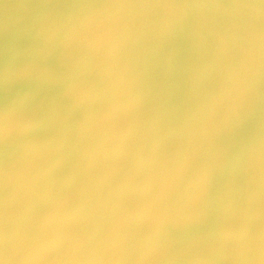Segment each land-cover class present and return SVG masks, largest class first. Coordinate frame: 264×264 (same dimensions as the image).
Wrapping results in <instances>:
<instances>
[{
    "label": "bare ground",
    "instance_id": "bare-ground-1",
    "mask_svg": "<svg viewBox=\"0 0 264 264\" xmlns=\"http://www.w3.org/2000/svg\"><path fill=\"white\" fill-rule=\"evenodd\" d=\"M2 1L3 0H1V2ZM12 1L14 2V0H12ZM12 1H11V3H13ZM20 1L22 4L23 0H19V2ZM25 1H24V6L26 5L25 6V10H26V7L28 5L25 4L26 3ZM131 1H133V0H131ZM131 1H129L130 3L128 1L127 2L131 5V3H132ZM127 2H124V3H127ZM174 2H175V0H161L160 5L159 4H154V5L155 6L156 5L161 6L160 9L162 10V12L165 13L166 11H169V7L174 8ZM3 3L5 4V1ZM9 3H8V1L6 2V4H9ZM18 3L16 1V3H13V6L14 7L17 6ZM106 3L108 4V5L106 4L108 6V12L110 11V13L114 12L113 14H116L114 11V9H116V8H114V3H116V1L115 0H106ZM33 4L34 5L36 4L35 1ZM94 4H95L94 0H64L63 3L60 4L61 5L60 7H61V9H66V10L64 12L62 11L63 13L60 12L59 16L64 17V18L66 17L67 18V24H61V23H57L55 25L53 24L52 25L53 31H51L49 33V35L58 36L57 38H60L59 35L64 34V37H65L63 39L64 44H61V45L55 47V45H57V44H55L53 42V44H54V48H53L52 47V45H53L52 41H49L50 42V43H48L49 49H46V51H43L45 53H43L42 51H41V53L49 55L50 57H53V59L56 60L59 64L66 65V66L68 65L72 69V71L74 72L73 76L70 75L71 82H73L72 80H74V78H76L75 73L78 70L81 71V69L86 67V66H87L86 68H89L88 65H91L90 68L96 69L94 71L95 73H97L98 71H99V73H101L100 76L97 75L99 77V79L96 80L97 82L99 80L101 82L100 84H99V82L97 84L94 82V79L97 78L95 76L93 79H89L90 83H92V84L94 83L93 85L92 84L90 85L89 82H88V84L82 83L83 84L82 87H84L86 90H88L90 97H91V95L93 96V97H91V99L89 98V101H87L90 103H86V104H89V105H87L86 109L88 111H91L90 113L98 112V111L102 110V106L104 105L103 103L105 101L107 102L105 104L106 108L101 113H99V116H98L99 119L97 118L96 121L101 123V118L105 114H108L112 120L109 119L106 122L101 123L102 126L103 125H112V129L109 128V130L107 132H111V131L113 132L114 126L116 124L119 125V128L117 129V135H116V137L114 136L115 138H113L114 143L116 144L117 148H113V147H111V148H113V151H116V153H119L117 151L122 150L127 155L133 157L135 161H137L136 164H132V165L130 164V166L133 167L132 169H129V170H131V172H132V170H134V172H135V170H137V171L138 170L139 171L140 170H147V172L154 171V173H152L151 177H156L158 175L160 176L161 174H163L165 172V170H167V169H165V168H167L166 166H168L170 168V166L168 164H175V163H178V165L186 167L187 169L189 168L190 169L189 171H191L190 173H188L183 178H177L174 176L169 177L168 176L169 178L172 179L171 181L168 182L169 185L170 184L171 185L177 184L181 188V191L179 189L177 190V188H176L177 192L180 191L178 194L169 191V190H172V189H170L171 186L168 188V191H167V189L164 190L165 188L163 189L159 185V188H161L162 191L163 190L165 191V192H162V195L166 194V196L167 195H170L173 197L177 196L174 199L168 200L167 199L168 197H166V199L164 200L163 196L160 194L161 193L160 190L158 191L156 189L157 192H159V194L157 192L156 193L154 192L156 190H154V189H153L154 191L152 190V192H154L156 196L158 194L160 197L162 196V198H163V201L162 200L160 201L161 198L157 196V198H160V199H158L157 206L153 207V208H155V210L152 209V211H151V212L154 211V215L153 214L150 215L149 213H151V212H147L149 206L150 205L152 206L155 203L152 201V197L147 198L145 201L143 200L141 202L139 200V202H140V204H142V206L139 205L140 208L137 207V209L135 206L133 207V204H135V203H133L132 207H131L130 202L127 200L129 203V204L128 203L127 204L133 209V210L131 209L132 213H133V214H131L132 216L136 217L138 220H141L145 217H146L145 219H147L146 215H150L149 217H151L152 219H149V217H148V219L151 220V221H148V222H151L149 224V226L146 225V227L143 229H141L142 226H140L141 228L139 227L138 231H135L137 229H135L136 227L134 226L135 230H132V231H135V232L133 234H130L132 231H128L130 229V227L132 226L131 224L129 226L127 224L123 225V222H118L117 226H118V228H120V230H121L122 226L125 230H127V231H123L124 233L126 232V237L123 236L121 238V240L124 239V240H122V242L125 241L128 243V242H133L136 239H140L143 236V237L147 238L146 239L147 241L145 243H143L142 245H140L137 249L132 250L134 253L136 252L135 253L136 255L133 254L134 257L132 254H130L128 256L127 253H125L126 254V256H125V255H123V252L122 253L120 252L119 254L114 253L115 255H118V256L114 255L112 257V255L110 254L112 258L111 257L108 258V260H110L109 262H108V260L106 262H104V261L100 262L98 260V262L103 263V264L104 263L105 264H107V263L116 264V262H118L117 264H130V263L132 264L131 261L136 260L137 264H143V263L144 264H147V263L151 264L153 262V260L151 262L148 261L151 258H149V256L146 254L147 251H150V252H147L148 254L149 253L151 254L150 257L151 256L156 257L158 255V257H156L157 260H155V262L152 264H170L172 261L169 259V261H171L169 263L168 260L166 259V257L169 258V256H170V258L172 259L171 255H173L172 253L174 252L173 250L175 247L173 245V243L174 244L177 243V245H179V243L181 244L182 240H186V238L187 239L189 238L190 239L189 241H191L192 243H190L187 240L185 242L183 241L184 243L188 242L187 243L188 246L186 247V244L183 243V245H185V246H184V250L182 249L183 250L182 254L183 255L185 254V257L188 258L189 260L188 259L186 260V258H185V260H183L182 254L178 252V254H179V255L177 254L178 258L176 257L177 259L175 261L179 264H180L179 261H181V262L185 261L184 264H189L186 261H189L190 264H240V263L242 264V260H241L242 258H243L244 262H245V260H247V262H249V260H250V264H252V263L258 264V260H259V264H260L261 258L264 257V255H263L264 254V252H263V250H264V186L259 184L258 181H257L258 183H256V181L254 182L251 179L252 177L250 176V178H248V176L254 175V173L257 174V172L260 170H262L264 172V103L260 104L258 102L256 105H254L255 100H257V99L258 100L259 99L264 100V63H262V64L261 63H255V62L251 63L250 66H248L249 67L248 73H245L243 68H241L243 70H240L239 67H237V69H239L237 71L236 66H238V64L240 66L241 62H244L248 58V56H245V54H244V51H243L244 49H248V50H250V52H252L253 50L259 49V48H263V50H264V0H181L180 9L178 10V12L176 14L175 22H172V23H176V28H177L176 30L181 34V36H185V38H186V40H185L186 44L184 43L185 45L183 44L184 46L181 47V51L183 54L182 53H176L175 56H173V54H171L172 51L170 52V50H167L166 52L164 51L163 53L160 51L161 54L159 52H157L160 55L157 59L158 62H156L154 64L153 63L148 64L147 62L150 58L148 59L145 56L148 59V60H146L142 56V54L139 52L140 51L139 47L141 46L140 45L141 42L139 43V40H138V42L135 41L136 44L138 43V45H135V46H131V44L128 43V44H130V46H129L127 44V42L124 44V40H125V38H124L125 32L124 31L125 30L124 31L122 30L123 32L120 34H115L114 33L115 29H114V31H110V30L104 31L103 29H101V27H99L97 24L98 21H96L97 20L96 17L95 16L93 17L94 13L92 14V11H91L92 10L91 8H93ZM118 4H120V3H118ZM248 4H254L255 8L246 7V5H248ZM22 5H21V8H22L21 11L24 12L25 10H24V7ZM37 5L39 6V4H37ZM6 6H4L5 10H6ZM7 7L13 8L12 4L10 6H7ZM17 7H15V8H17ZM30 7H31V5H30ZM43 7H45V6H43ZM50 7L51 6H49V9H50ZM133 7H134V5H133ZM18 8H17V10H20V8L19 9ZM33 9H35V8H33ZM126 9L125 10L123 9V10L126 11ZM2 10H3V7H2ZM12 10H13V14L11 11L9 12V10L8 11L6 10L5 13L8 12L10 16H11V14L14 15L15 9H12ZM128 10H129V8H128ZM150 10H152V9H150ZM150 10H149V12H150ZM131 11H133V10H131ZM3 12H2V15L4 14ZM50 12H51L50 13L51 15L50 14L49 15L52 16L53 12L52 11H50ZM126 12H128V11H126ZM133 12H135V10ZM20 13L21 12H19V14ZM26 13H28V12L26 11ZM26 13H23V15L24 14L27 15ZM45 13H46V10H45ZM168 13H170V12H168ZM17 14H18V12L16 11V16H17ZM19 14H18V16H19ZM47 14H46V16H44L45 18L48 17ZM155 14H157V13H155ZM2 15H0V16H2ZM111 15L112 14H110V16ZM152 15H151V17H152ZM18 16L14 18L13 22H11V20L13 19V16L10 17V19L11 18L12 19L10 20L9 23L7 21L6 22L10 25V23L11 24L14 23L16 18L20 19L19 17H21V15L19 17ZM57 16H58V14H57ZM164 16H166V14ZM22 17H21V19H23L25 16L23 18ZM105 17H106V15H105ZM3 19L5 21L6 16H3L2 21H3ZM36 19H37V16H36ZM0 20H1V17H0ZM7 20H9L8 16H7ZM25 20H26V17H25ZM50 20H52V19H50ZM61 20H62V18H61ZM155 20H156V18H155ZM155 20L153 22H155ZM7 23H6V26L8 25ZM132 23H133V18H132ZM0 24L2 26L1 21H0ZM34 24H32V25H34ZM21 25H20V28H21ZM115 25H116V23H115ZM122 25H123V23H122ZM128 25H130V24H128ZM7 27H5V28L8 29L10 26L8 28ZM15 27H17V26H15ZM34 27H37V26H34ZM172 27H173V25H172ZM2 28H3V26L0 27V29H2ZM5 28H3V29H5ZM6 29H5V31H6ZM118 29H120V27ZM144 30H145V28H144ZM1 31L2 30H0V32ZM5 31H4V33H5ZM99 32H107L108 35L106 36L105 39L100 40V39H98V36H97V33H99ZM1 34H3V32L0 33V36H2ZM5 34H4V36H5ZM81 35H86L87 40H81L80 39ZM4 36H2V37H4ZM130 37H132V36H130ZM151 40H149V41H151ZM4 41H6V38H4L3 42ZM13 42L18 43V41H13ZM13 42H10V45H11V43L13 44ZM8 43L9 42L7 41L6 44L8 45ZM30 44L31 43H28L29 46H30ZM149 44H152V46H153V43H149ZM33 45L34 44H31V46H33ZM156 45H157V43H156ZM2 46H4V44ZM2 46H1V48H2ZM29 46H26V47H29ZM31 46L29 47V49L31 48ZM35 46L36 45H34V48H35ZM11 47H12V45H11ZM179 47H180V44H179ZM37 48L40 49V47H37ZM168 48H169V45H168ZM24 49H25V47H24ZM32 49H33V47H32ZM41 49H42V47H41ZM150 49H152V48H150ZM1 50H3V48ZM24 51L27 53L31 52L28 49H27V51L26 50H24ZM20 52L22 53V51H20ZM35 52H33V55ZM37 52H39V51H37ZM155 52H156V50H155ZM172 53H174V52H172ZM36 54L37 53H35V55ZM150 54H152V53H150ZM31 55H32V53L29 56L31 57ZM39 55H40V53H39ZM2 56H4V54H2ZM26 56H27V54H26ZM249 58L251 60H256L253 57H249ZM6 59L2 58V60L4 62ZM58 59H59V61H58ZM4 62L1 65H3ZM7 62L9 64H7ZM10 62L11 61H6L5 62L6 65L5 64L4 65L5 66L8 65V67H10L9 66V65H11ZM20 62H22V61H20ZM50 62L51 61H49V64H50ZM53 62L54 61H52V65L57 64V63H55V62L53 63ZM45 63H47V61ZM21 64H23V63H20V65ZM59 64H57V66ZM191 64H193V67L194 66L197 67V69L196 70L191 69L190 68ZM244 64H245V62H244ZM27 65L29 66V64H27ZM25 67H26V65H25ZM221 67H225L224 71L222 73L221 72L220 73L214 72V71H216V68H218V70L220 69V71H221L222 70ZM240 67H242V66H240ZM62 68H63V66H60L59 71H61ZM17 69H19V68L17 67ZM20 69H22V68L20 67ZM67 69H68V67H67ZM188 70H191L193 72L192 73L190 72L191 74H188L187 73V72H189ZM80 71H79V73H80ZM207 71H211V72L213 71L214 74H213V72L212 73H210V72L205 73ZM14 72H15V70H14ZM88 72H89V70H88ZM88 72H87V74H88ZM90 72H91V69H90ZM57 73L55 74V76L57 75ZM51 74H52V72H51ZM53 74H54V72H53ZM82 74H85V73H82ZM82 74L80 73L79 77ZM106 74L107 75L109 74V78H110L109 80L106 78V76H105ZM234 74L244 80L245 96L243 98L244 99L243 103H241L242 104L241 111H238L236 108V110L234 112H230L229 107L233 104V101L232 100H230V101L223 100L222 99L223 96H222V93L220 92V89H222V90L224 89L223 92H226L228 90L227 88H229V89L231 88L230 86L236 88L237 83L232 79V75H234ZM9 75L11 76V74H9ZM101 76H103V77L101 78ZM113 76H115V77H113ZM41 77H43V76H40L39 78L41 79ZM48 77L50 78V74ZM82 77H83V75H82ZM49 78H47V75L45 76V78L44 77L42 78L43 80H41V81H42L43 87L41 86V88H44V86L46 87V84L48 82L46 83L44 80L47 79L46 81H49ZM77 78H78V76H77ZM90 78H91V76H90ZM18 79L21 80L22 77L18 78ZM50 79H52V78H50ZM84 80H82V81L84 82ZM92 80H93V82H91ZM104 80L107 81L106 84L103 83V82H105ZM23 81L27 82L26 80H23ZM67 81H68V78H67ZM67 81H65V82H67ZM206 81H209V82H206ZM19 82H21V81H19ZM194 84H195V86L196 85L197 86L194 88L196 90V93L193 95L200 96V97H196V99H194V100L188 101V100H190V97L188 100H185L182 95L180 97H177V98L170 97V95H169V94H171V96H172L173 93H171V91H173V88L179 89V90H184L185 88L193 86ZM95 85H97V86H95ZM62 86H63V84H62ZM199 87H209L208 89H214V91H216V92L215 93L214 92L210 93V91H209V93L206 91L202 92V91L198 90ZM37 88H39V87L37 86L35 88V90ZM2 89H4V86ZM232 89H231V92H232ZM186 90H188V89H186ZM189 90H190V88H189ZM202 90H204V88H202ZM41 93H42V91L40 92V94ZM188 93H191V92L188 91ZM226 93H228V92H226ZM226 93H224V94H226ZM48 95L53 96L54 94L52 92L48 91L47 96H46L47 100H46V97L44 98L46 101H48ZM231 95H232V93H231ZM231 95L230 96L228 95V96L231 97ZM1 96H3V95L1 94ZM215 96H217L221 99V101H220L217 98V100H219V102H222L223 110L221 109V111L217 114L218 116L216 115L213 118H210L211 121L210 120L209 121L210 122H213V121L217 122L218 121L219 124L218 123L217 124H213V123L204 124L202 122L203 120L201 121L200 119H202L204 117V115L205 116H207V114L211 115L212 113L215 112L214 109H216V107H220V105L214 107L215 102L212 101L211 98L215 99L216 98ZM2 100H4V99H2V97H0V104H1V106H3L2 108H5L4 104H3L5 100L3 102H2ZM38 100L39 99H37L36 101H38ZM16 101L17 100H15V102ZM44 101H43V103H44ZM11 103H13V101ZM37 103L40 106L43 104L42 101H41L42 104L39 103V101ZM46 103H44V104H46ZM6 104H8V103H6ZM206 105L207 106L209 105V107L204 108V106H206ZM45 106L47 108L46 112H44V114L46 113V116H44V118H41V120L45 119V117H47V116H51L52 112L54 111V110L52 111L51 108H48V105H45ZM93 106H96V107L94 108ZM40 108H39V110H40ZM42 109H43V107H42ZM2 110L3 109H0V112ZM8 111L9 112L13 111V109L9 105H7V107L4 109V111H2V113H5V112L7 113ZM40 113H43V112H39L37 115H39ZM68 113L71 114V112H68ZM33 114L36 115V112L32 113L31 115H33ZM69 114H67L66 117H69ZM114 114L118 116V119L117 118L114 119L112 117ZM61 115L62 114H60V117H61ZM27 116L29 117L28 114H27ZM72 116H73V114H72ZM72 116H70V118H67V121L65 120L66 123L64 122V118H63V123H65L64 126H66L65 128H67L68 124L75 122V121H73L74 117H72ZM26 117H25V119L28 118V117L27 118ZM33 117L35 119L37 118L34 115H33ZM33 117H31V118H33ZM38 118L40 119V116H38ZM47 118L52 119V117L51 118L47 117ZM18 119H19V116H18ZM185 119H188L189 123H186ZM13 120H16V118H14ZM77 120H76V122H77ZM94 120H95V117L93 116V114H91L89 117L85 116L83 119L79 120L78 123L80 124V122L82 121L81 124H83L82 125L83 127L78 128V131H76L74 133V135L72 134L73 136H71V138L75 141H77L79 138H81L80 140H81L82 145L86 146L85 138L89 137V135L91 133H93L94 136L100 137L101 133H103V132H100V130L98 129V125L92 126V128H91L92 121H94ZM26 121H30L33 123L32 119H27V120H25V122ZM37 121H38V119H37ZM59 121H60V123H62L61 120H59ZM183 121L186 124H184ZM181 122H183L184 125L183 124L181 125ZM63 123H62V125H63ZM42 124L44 126V124H46V122L43 121ZM48 124H46V125H48ZM57 124L59 126L61 125L59 123H57ZM79 124H77V127L79 126ZM81 124H80V126H81ZM55 125H56V123H55ZM39 127H38V130L41 128V127L40 128ZM50 127H51V125L48 127V129ZM62 128H63V126H62ZM45 129H47V128H45ZM51 129H50V131H51ZM56 129H57V127H56ZM39 131H38V135H37L38 137L37 138H39V136H40ZM66 131H67V129L65 131L62 130V132H65L67 134ZM51 132H55V131L52 130ZM58 134L53 136L52 140L56 141L58 139V141H59V139H63L62 137L65 134L63 135L61 133L62 137L60 138V136H58V138H57L56 136ZM68 134L70 136L69 132H68ZM31 135H33V134H31ZM52 135H53V133H52ZM44 136H45V134H44ZM44 136H42V138ZM51 136H49V137H51ZM65 136H68V135H65ZM65 136H64V138L66 139L67 137H65ZM22 139H24V137ZM26 140H23V141H26ZM37 140H35V141H37ZM67 140L68 139H66L65 141H67ZM9 141L11 142V140H9ZM15 141H17V140H15ZM44 141H46V139ZM62 141L64 143V140H62ZM62 141H60V142L62 143ZM92 141H94V140H92ZM25 143L27 145V142H25ZM52 143L57 144V142L56 143L52 142ZM61 143H60V145H62ZM77 143H80V142H77ZM129 143H131V145H129ZM13 144L15 145V143H13ZM70 144H72V143H68V146ZM16 145L18 146V143ZM49 145H51V143ZM65 145H66V143H65ZM124 146H129L128 147L129 150L128 149L125 150ZM56 147L57 146H54L53 150ZM69 147H71V146H69ZM72 148H73L72 151L74 152V150H76L77 146L75 147V149H74V146ZM80 148L78 146L77 149H80ZM83 148H86V147H83ZM91 149H92V145H91ZM165 149L168 151L169 150L172 151V153H174V154H172L171 152H169V153L164 152ZM43 150H44V148H43ZM19 151H17V152H19ZM28 151H29V149H28ZM6 152L9 153L8 148H7ZM39 152H40V150H39ZM69 152H70L69 154L72 155L71 148H70ZM41 153H42V151H41ZM47 153H50V152H47ZM55 153H56V151H55ZM55 153L52 152L50 154H55ZM66 153H68V152L66 151ZM74 154L72 155L73 157H75ZM76 154H77V156H80V158H79V160H80L82 158V156L78 155V153H76ZM25 155H27V154H23V155H21V157L23 156V158H24ZM44 155H46V154L44 153ZM11 156H10V158H11ZM18 156H20V155H18ZM18 156H16V157L18 158ZM48 156L50 157V155H48ZM59 156L61 157L62 155H59ZM59 156L57 155L56 157H59ZM64 156H65V154H64ZM28 157L30 158L29 155H28ZM51 157L53 158L52 161H54V159H56L53 156H51ZM51 157H50V159H51ZM83 157H85V156H83ZM17 158L14 159L12 157L13 160H17ZM26 158H27V156H26ZM29 158H27V159H29ZM12 159L10 161H12ZM58 159H60V158H58ZM61 159L63 160V158H61ZM65 159L68 160V159H70V157H68V158L66 157ZM24 160L25 159H23L22 163H24ZM38 160H39V158H38ZM62 160H61L62 165H59V167L63 166ZM70 160L73 161V159H70ZM83 160H84V158H83ZM83 160H80V161H82V164H86V163H83ZM96 160L98 161V159H96ZM30 161H32V160L30 159ZM44 161H46V159H44ZM56 161H54V162H56ZM80 161H77L75 159L74 163L78 164ZM86 161H87V159H86ZM89 161H90V159H89ZM91 161H90V163H92ZM93 161H95V160H93ZM4 162H5V160H4ZM28 162L29 161H27L25 163H28ZM149 162H151V163H149ZM12 163H10V164H12ZM19 163H17V164L19 165ZM65 163L67 165L68 161L67 162L65 161ZM74 163L72 165H74ZM87 163H88V161H87ZM92 164L94 165V163H92ZM92 164H91V166H92ZM148 164H153V165H151L150 168H148ZM5 165L6 164L3 163L4 167H5ZM50 165H51V163H50ZM53 165L51 167H53ZM69 165H71V162H69ZM79 165H80V163H79ZM81 165H80V168H81ZM95 165H97L96 162H95ZM95 165L92 168L93 170H90L91 166H90V168H88L86 170L84 169L85 167L84 168L82 167L81 170H79L78 168H76L77 165L76 166H69V167H74L73 169L72 168L68 169L65 167L68 170L66 172H64L66 170L65 169L62 171L63 173L60 174L61 181H59V179H58V176H59L58 172H57L58 176L53 175V176H55L54 178L58 179V181L60 183L55 182V181H53V182H55L56 184L59 183V184H57L59 186V185H61V182H64L63 181L64 179L62 180V178L68 177L71 174L72 176L73 175L76 176L75 181L78 182V184L76 186H79V188H81V189H82V187H85V186H88V187H91V186L92 187L93 186H99L100 187L101 185L105 186V185H103V182H101L98 178H101L102 180H105V182L110 183V178L108 177L109 175L104 171L94 170V169H96ZM20 166H18V167L21 169L22 166L21 167ZM30 166L32 167V165H30ZM43 166H44V164H43ZM64 166H65V164H64ZM83 166H85V165H83ZM13 167H15V166H13ZM56 167L58 168V166H56ZM42 168H44V167H42ZM180 168H182V167H180ZM176 169L178 170V168H176ZM185 169H184V171H185ZM233 169H237L240 172L237 174H233L231 172ZM16 170H18V169H16ZM129 170H128V172H129ZM56 171H58V170H55V172ZM81 171H84V172L81 173ZM169 171H171V170H169ZM21 172H23V171H21ZM95 172L98 173L97 177L94 176ZM35 173L37 174V172H35ZM39 173L41 175H45L44 178L46 177L47 174H51V172L50 173L48 172L45 174L44 170H41ZM53 173H54V171L52 170V174ZM79 173L81 176L78 175ZM139 173H141L144 176H139L138 175ZM144 173L145 172H143V173L138 172L135 174L136 176L138 175L136 179H133V180L128 179V180H130V183H136V184L142 185L144 187H146V185L147 186L150 185V186H148V188H150L151 186H154L158 183V181H159L158 178H156V180H151L150 179L151 177H148L150 173H148L147 176L145 175L146 173L145 174ZM177 173H178V171H177ZM54 174H56V173H54ZM7 175L9 176V174H7ZM262 175H263V173H262ZM53 176H51V177H53ZM60 176H59V178H60ZM77 176H78V179H77ZM21 177L23 178V175ZM160 177H162V176H160ZM160 177H159V179H161ZM163 177L165 178V175ZM22 178L21 179L19 178V181L23 180L22 183L21 182L16 183V185L19 184V186L17 185L18 186L17 188H16V186L14 187L15 184L12 186V184L8 183L9 181L12 180L10 177H9V179H10L9 181H8V179H5V181L6 180L8 181L6 184L10 185L7 187H9V189H10V187H11V189L13 187H14V189L20 188L21 186H23L21 184L26 182V181L24 182V180H27L26 178L25 179H22ZM48 178L50 179V175L48 176ZM54 178H52V179L54 180ZM72 178L73 177H71V179ZM37 179H39L38 176L36 177L35 180H37ZM73 179H72V181H73ZM44 180H45V182H47L46 179H44ZM66 180H67V178L65 179V182H64L65 187L68 186V185L67 186L65 185V183L66 184L68 183V181H66ZM37 181L43 182L41 179L37 180ZM160 181H162V180H160ZM164 181H165V179H163V182ZM167 181H168V178H167ZM15 182H16L15 180L11 181V183H15ZM40 182H39V186L35 184L37 186L35 188L42 186V185L40 186ZM48 183H50V182H48ZM165 183H167V182L165 181ZM30 185L29 186L26 185V186L29 187L28 189L32 190L31 187L33 185L32 186H30ZM50 185H52V184L50 183ZM53 185H54V183H53ZM133 185H135V184H133ZM166 185L167 184H165V186ZM4 186L6 187V185L3 184L2 192H4ZM47 186H49V185H46V183H45V187H47ZM62 186H63V184H62ZM62 186H61V189H62ZM69 186H70V184H69ZM106 186H109V185H106ZM226 186H229V190L227 189ZM7 187H6V190L8 189ZM52 188L49 187V189H48V187H47L48 191L50 190V192H53L51 194L56 195V193H54V191L56 189L54 190V188L53 189ZM56 188L60 189L58 187H56ZM69 188H71V187H69ZM75 188H77V187H75ZM174 188H175V186H174ZM11 189L9 190L10 192H15V190L12 191ZM25 189L26 188L23 189L22 187L20 189H18L16 192L19 194L18 196L24 194V192L26 193ZM41 189L42 188H40V191H39V189L38 190L36 189V192L38 191L39 192L38 194H40ZM45 189L46 188L42 189L43 190L42 194H44V196H42V198L43 199L45 198V200H43V202L45 201L44 203H46V200H47L46 204H48V201L50 203L51 196H53V198H55V200L59 199V201H61L64 198L61 196V200H60L59 196L61 195V193L66 198V197H68V194L72 191L71 190L68 193L69 190L68 191L66 190L67 192L64 193V192H62L63 191V189H62V190H60L61 191L60 195L58 193H57L58 196L56 195L58 198H56V196L51 195V194H50L51 195L50 196L49 192H48L47 196L49 195L48 198L50 197L49 198L50 200H48V199H46L47 198L46 197L47 190H45ZM81 189H80V191H81ZM102 189H103V187H102ZM6 190H5V192L8 191V190L7 191ZM30 190H28V191H30ZM174 190H172V191H174ZM18 191L19 192L23 191V193L21 194ZM57 191H59V190H57ZM98 191L100 192V190H98ZM36 192H35V195H37ZM16 193H15V195L17 196ZM77 193H80V192H77ZM201 193H202V195H200ZM74 194L75 193H73V195ZM81 194H82V198H83L84 197L83 191H82V193H80V195ZM91 194H92V192H91ZM9 195H11V194H9ZM24 195L26 198L30 197V193L28 194L29 195L28 197L26 194H24ZM112 195H113V190H112ZM121 195H123V194H120V196ZM198 195H200V200L199 201L196 200L197 202L191 203L192 198L194 199V197L196 198V196H198ZM38 196H35V198L33 196V198L36 199V201H38V202L40 201L39 202L40 206H43L40 208L43 209V211L41 209H39V207L35 206L36 204H38V202H36V204H34L35 200L32 202L33 207L30 206L31 207V209H30V208H28L29 206L28 207L20 206V204H23V205L25 204V203H20L23 199H21V201L19 202L17 199H14V197H13V199L10 198V200H12L14 203H15L14 200H16V204L18 205V207H22V208H20V212L18 211L19 208L17 207L16 204H15L16 207L14 205V209L10 208L11 205H7V203L10 201L9 198H7V197L6 198L9 201L7 202L5 200L6 206L7 207L10 206L9 208L13 209V211H15L16 208H18L16 211L21 213V214L17 213L18 216L15 215L18 219H21L22 217L21 218H19V217L23 216L25 214H27V217H23V218H25V220H26V218L28 219L30 217V215L31 216L34 215V216H32L33 218H36L38 216H39V218H41V216L38 214L41 211L43 213H45L44 212L45 207H44V204L41 203V199H42L41 194L39 196L40 198ZM78 196H79V194H78ZM92 196H91V198L95 197V196H93V197ZM120 196H118V197H120ZM170 196H169V198H171ZM25 197H24V200H25ZM36 197H38V198H36ZM116 197H117V195H116ZM116 197H114V198H116ZM123 197L126 198L127 196L124 195ZM143 197L145 198V196H143ZM18 198H20V197H18ZM21 198H23V195L21 196ZM80 198H81V196H80ZM88 198L89 197L86 194L85 198H83V202L81 203L79 201L81 203V204L79 203L81 208L87 207V204L85 202L89 203L90 198L87 201ZM105 198H106V196H105ZM120 198L122 199V197H120ZM125 198H123V199H125ZM153 198H154V196H153ZM202 198H203V200H202ZM37 199H39V200H37ZM68 199H70V198L68 197L66 199L67 202L69 201ZM110 199H112V198H110ZM110 199H109V201H111ZM28 200H30V199H28ZM28 200L26 199L27 203H28ZM115 200H117V199H113L112 203H113V201L115 203ZM129 200H131V198H129ZM1 201H3V200H0V202ZM51 201L53 202V199ZM59 201H55L54 205H52V206H51V204L50 205L48 204V206L47 205H45V206H47L46 208H48V207L50 208V206H51V209L56 211L57 207L55 208V206L58 205L56 203ZM10 202H9V204H10ZM13 202H11V203H13ZM63 202H65V200L61 201L62 205L65 207ZM90 202H92V201L90 200ZM137 202H138V200L136 201V203ZM18 203H20V204H18ZM61 203L59 202L60 206H62ZM103 203L105 205V202H103ZM112 203L110 202V204H112ZM125 203H126V201H125ZM90 204L92 205L93 203H90ZM116 204H118V203L116 202ZM116 204H115V206L112 204V206L110 205L111 206L110 208H108V207L107 208L110 211H113L112 207L115 208ZM4 205H3V207H4ZM28 205H31V204L28 203ZM104 205H102L103 209H104ZM95 206H97V205H95ZM98 206H100V205H98ZM123 206H126V204H124V202H123ZM151 206H150V208H152ZM34 207H36L38 210L37 215H35L36 212H35ZM72 207L77 208L76 206H72ZM126 207H128V206H126ZM32 208L34 211L32 210ZM58 208L57 209L60 210L61 207H59V205H58ZM150 208H149V210H150ZM10 209H7V210L11 211ZM28 209L31 210V214L29 212V215L27 212V211H29ZM61 209L62 210H60L58 214H56L57 212L55 213L54 211L50 212V213H52V215L50 214L51 216H49V217H50V220L52 219L51 221L53 223L51 226H49V225L44 226L42 224V221L36 222V223H40V225L37 224V227L38 226L41 227V229L39 228L40 230H38L39 232H37L40 234H37L36 230H35V235L36 234L38 235V236L36 235L37 237L41 236V234L44 233V232H42V226H43V228H45L44 231L46 230V227L49 226L48 228H50V229L46 230V231L53 232L52 236L47 237L46 242H45L47 245L52 244L50 249H53V247H52V246H54L53 244H56V243L60 244L59 243L60 240H61V244H63L62 236L63 235L67 236L68 233L70 231H72L73 225L70 227L68 224L70 223L74 214H73V212L71 214V209H69V210H66L65 208L64 209L61 208ZM93 209H91L90 212L85 213L84 216L82 215L83 216L82 218H84V219L88 218V219H90L91 222L92 221L94 222L97 216L98 217L101 216V214H99V213L102 212L103 210L102 211L99 210L100 208H98V207H96L97 210L94 207H93ZM108 209H106L104 211V213L107 211V214H108ZM122 209H123V211L128 212L127 209L124 210L125 207H123ZM134 209H136V210H134ZM39 210H41V211H39ZM45 211H47V209ZM48 211H51V210L48 209ZM74 211H75V209H74ZM98 211H100V212L98 213ZM145 211L148 214L147 213L145 214ZM5 212H7V211L5 210ZM5 212L3 211V213H5ZM9 213L11 215L12 214L14 215L16 212L15 213L8 212L7 213L8 215L5 216V214H6L5 213L4 216L5 217L10 216ZM53 213H55V214L53 215ZM48 214H49V212H48ZM48 214H46V215L42 214V217L45 216V218L43 219V223L44 222L46 223V220L49 219V217L46 219ZM71 215H73V216H71ZM128 215H129V213H128ZM144 215H145V217H144ZM77 216H78V214H77ZM141 216H142V218H140ZM5 217H4V219H5ZM70 217H72V218H70ZM13 218L11 217V219H13ZM11 219H9V220L5 219L6 220L5 221L6 223L4 222L5 225L9 224L10 223L9 221H11ZM17 220H16V222H18ZM21 220L23 222L24 219H21ZM3 221L0 223L4 225ZM7 221L9 223H7ZM27 221H29V220H27ZM90 221H85V223L83 222V225L85 224V226H86V223H88ZM16 222H15V225L16 224L17 225L13 226V227L16 228V231L21 232L22 229H21L20 224L22 222L21 223L20 222L16 223ZM25 222L26 221H24L23 223H25ZM47 222H49V221H47ZM141 222L142 221H140V224H142ZM13 223H14V221H13ZM13 223L11 222V225H14ZM134 223H137V225H138L139 221H136ZM18 224L20 225V227H18L19 226ZM28 224L29 223H27L26 225L22 224V226L23 225H25V226L23 228V231L21 232V234H22L21 236L25 235L24 230ZM33 224H34L33 222H32V224H29L30 228L33 226ZM46 224H48V223H46ZM71 224H73V223H71ZM124 224H125V221H124ZM3 225H0L1 228ZM34 226H35V224H34ZM11 227L9 224V227L7 226V228L4 229V231H7V233L10 235V237H12L11 241H13V243L15 244L13 237H14V235L16 236V234L18 232L15 233V230H12L13 227L12 228ZM17 227L21 230L19 231V229H17ZM37 227H36V229H38ZM97 227H100V226H97ZM34 229H35V227H34ZM26 230H30L29 227ZM142 230L145 232L142 233ZM4 231H2V232H4ZM179 231H184V233L179 232ZM97 232L98 231H96V233ZM118 232H119L118 229H115L112 226L109 227L108 237H107V241H106V242H108L107 244H109L110 239L113 240V238H115V236H117L120 233V232L119 233ZM30 233L31 232L28 233L29 235L26 234V236H24V237L20 236V238H19L20 234H17L18 237L16 236V239L19 238V240H23V242L26 239V242H27L28 239H29V241L31 240L30 239V237H31L32 240H34L33 238L34 237L36 238V236L33 235L34 237H32V233H31V235H30ZM45 234H47V233H45ZM79 235H78V237H79ZM28 236H30V237H28ZM45 236L46 235H44V237ZM170 236L172 237V239L178 238L181 241L176 239L175 241L178 240V242H172L173 240L171 239ZM184 236H186L185 239H182V238L180 239V237L184 238ZM166 238H169L172 240V241L171 240L170 241L172 242L173 250L171 248L172 246L166 245L169 242V240H167ZM42 239H44V238H42ZM165 239L167 240L166 243L164 241ZM19 240L18 239L16 240V241H18V243L16 242L17 243L16 247L19 248L21 246L20 248H22V246H23L22 250H24V246H26V245L30 246V242H27L29 244H27L25 242L24 243L21 242L22 245H19L20 244ZM77 240H79V238H77ZM194 240H197V241L202 240V241L201 242L199 241L200 244L196 241L195 243H198V246H197L193 242ZM81 241H79V242H76L74 240H73V242L71 241L68 244V246H67L68 248L65 251L68 252L70 250L69 247L71 248L72 246H76V244H77V246H78V244H79V246H80V244L82 245ZM204 241H205V243H203ZM208 241H210V242L212 241L213 243H209ZM113 243H115V242H113ZM189 243L191 246L190 248H189ZM58 246L61 247L62 245H58ZM109 246H110V244H109ZM157 246L160 249V251H162L164 249L166 250V247H168L169 250L171 248V250L173 252H171V250H170L171 254H169L168 253L169 250H168V252H166L164 250L166 252V253L164 252L165 253V259H164V255L162 253H159L160 252L159 249L156 250ZM256 246L259 248H257ZM57 247H54L55 250ZM60 247H59V250H60ZM176 247H178V246H176ZM179 247L181 248V246H179ZM179 247H178V250H179ZM185 247L187 250L185 249ZM10 249H12V247ZM29 249H30V247H29ZM84 249L86 250V248H84ZM94 249H95V247H93V250ZM7 250L8 249L6 248V251ZM13 250L14 249H12V251ZM18 250L19 249H17V251ZM55 250H53V251H55ZM61 250H63V249H61ZM154 250L157 251V253ZM175 250H176V248H175ZM178 250H176L175 252H177ZM53 251H51V252H53ZM65 251H60L61 256L60 255L57 256L58 255L57 252H56L57 255H55L54 252H53L54 255L50 252L47 259L52 260L55 264H68L69 261H71V258H69V256H68L70 254V251L68 252L69 254H67V256H68L67 258L62 255L63 253L61 254V252H65ZM151 251L153 253H151ZM184 251H185V253H184ZM252 251L253 252L256 251V252H254V256H253ZM97 252L95 254L93 252V254H91V256L86 258L87 259L86 264H95L94 263L95 260L93 258L97 259V257L100 256L99 252H98L99 256H97V257L93 256L96 254L98 255ZM127 252H128V250H127ZM16 254H17V252L15 253V255ZM142 254H144L145 257L147 258V259H144V262H143L142 257H141V256H143ZM159 254L162 255L163 257H161V256L159 257ZM167 254L169 256H167ZM8 255L9 254H7V256ZM175 256H176V254H175ZM10 257L8 256V259ZM114 257H116L115 260H117V261L113 260ZM181 257H182L183 261L180 260ZM251 257H253L254 260ZM111 259L113 261H111ZM174 259H175V257H173V259H172L173 263L177 264L174 262ZM255 259H257L256 260L257 262L255 261ZM137 261H139V263ZM140 261L143 263H140ZM47 262H48V260H47ZM166 262H168V263H166ZM247 262H245V263L248 264ZM44 263H45V261H44ZM99 263H97V264H99ZM136 263H134V264H136ZM245 263H243V264H245Z\"/></svg>",
    "mask_w": 264,
    "mask_h": 264
},
{
    "label": "rangeland",
    "instance_id": "rangeland-1",
    "mask_svg": "<svg viewBox=\"0 0 264 264\" xmlns=\"http://www.w3.org/2000/svg\"><path fill=\"white\" fill-rule=\"evenodd\" d=\"M5 1V4L3 3ZM8 1V3L9 4H6V2ZM11 1L12 0H3L2 2H1V0H0V15H2V12L5 14H3L2 16H0L1 17V23H2V26H3V28H5V27H7L8 29H6V31H5V29H0V30H2L1 32H3V34H1L2 36H4V34H5V36L4 37H2V36H0V45L2 46L3 44H4V46H2V48H3V50H1L2 48H1V46H0V52L2 53V54H4V56H2V54L0 55V97H2V99H4V100H2V102L4 101V107L6 108L7 107V105H9L12 109H13V111H8L7 113H6V115L9 117V126L11 127V124L13 123V122H19L18 123V126L17 127H15V129L11 132V134L7 137V139L5 140V142L3 143V144H0V164H2L3 165V163H5L6 165H5V171H6V173L7 174H9V176L8 175H6V178L5 179H8V181L10 180L9 179V177L14 181H16L15 183H11V181H5L4 180V182H3V184L4 185H6V187L7 186H10L9 184H12V186L14 185V187L16 186V188L19 186V184H17L16 185V183L17 182H21L22 183V181L23 180H20L19 181V178L21 179L22 177V175H23V178L22 179H27V180H24V182L25 183H23V184H21V185H23V186H21L23 189L24 188H26L25 189V191H26V193L24 192V194H26L27 195V197L29 196L28 194L30 193V197L29 198H26L25 197V195L24 194H22L23 193V191L22 192H19V193H21L22 195H23V198H21V196L22 195H20V196H18L19 194L18 193H16L17 192V190L18 189H20V188H18V189H14V187L11 189V187H10V189L12 190V191H14L15 190V192H10L9 190V187H7L8 189V191L6 190V187L4 186V192H5V190L7 191V192H2V186H3V184H0V200H3V201H1L2 202V204L4 205V207H3V211L5 212V210L7 211V212H5V213H3V215H2V217H0L1 219H0V222H2L3 220V223L6 221V220H9V219H11V217L14 219H11V221H7V223H9L10 224V227L12 226H16L15 225V222H16V220L18 219L15 215H17V213L18 214H21V213H19L20 212V208H22L23 206H26V207H28V208H30L31 209V207H33V201L35 200V202H34V204H36V202H38V201H36V199H34L35 198V196H40V194H41V198H42V196H44V194H42V189L43 188H46L45 190H47V192H46V199H48V200H50L49 198H48V196L51 194V193H53V192H50V190L48 191V189H49V187L50 188H54V193H56V195H57V193L60 195V190H62L63 189V191L62 192H64V193H66L68 190V197L70 198V199H68L69 201L67 202V198L68 197H66L65 198V196H63L62 195V193H61V195L59 196V198H60V200H61V196L62 197H64L63 199L65 200V202H63L64 203V205H65V207L62 205V203H61V201H64L63 199L61 200V201H59V199H56L55 200V198H53V196H51V195H54V194H51L50 196H51V200L53 199V202L50 200V203H49V201H48V204L50 205L51 204V206L52 205H54V202L55 201H59L60 203H61V205L63 206H60V204H59V202H57L56 204H58L59 205V207H61V208H65L66 210H69V209H71V214H72V212H73V214H74V216L73 215H71V216H73V218L72 217H70V218H72L71 219V221H70V223L68 224L70 227L72 226V231H70L69 233H68V235L67 236H65V235H63L62 236V241H63V244H61V240H60V244H58V243H56V244H53L54 246H52L53 247V249H50L51 248V245L52 244H50V245H47L45 242H46V239H47V237H50V236H52V233L53 232H51V231H46V230H49L50 228H48L49 226H51L53 223H52V219L50 220V217L49 216H51L52 215V213H50V212H57L56 214H58L59 213V211L60 210H62L61 208H60V210H58L59 208H58V205H56L55 206V208H56V211L55 210H53V209H51V206H50V208L48 207V208H46L47 206H48V204H46L47 203V200H46V203H44L43 202V200H45V198L43 199H41V203L42 204H44V212L45 213H43L42 211H43V209H41L40 207H43V206H40V201L38 202V204H36L35 206H37V207H39V209H41V210H39V211H41V212H39V214L38 215H40L41 216V218H39V216L38 217H36V218H33L32 216H34V215H30V217L27 219L26 218V220H25V218H23V217H27V214H25V215H23V216H20L19 218H21V219H24L23 220V222L24 221H26L27 223H29V224H32V222L35 224V226H34V224H33V226L35 227V229H34V227L32 228H30V226H29V224L27 225V227H25V230L29 227V229L30 230H24V236H26V234H28L29 232H33L32 233V237H34V236H36L37 234H40V233H37V232H39L38 230H40L41 229V227L40 226H38L37 227V224L38 225H40V223H36V222H41L42 221V224L45 226V225H49L48 227H46V230L44 231V229L45 228H43V226H42V232H44L43 234H41V236H39V237H37L36 236V238L34 237L33 239L34 240H32V238L30 237V236H28V237H30V241H29V239H28V241L27 242H30V246L29 245H26V246H24V250H22L23 249V246H22V248H18V247H16L17 245V243H18V241H16L17 239L19 240V238H20V236L22 235L21 234V232L23 231V228H24V226L27 224L26 222L25 223H23L22 222V220L21 219H18L17 221L18 222H22L20 225H21V229H22V231L21 232H18V231H16V228L15 227H11L12 228V230H15V233L16 232H18L17 234H20L19 235V238H17L16 239V236H17V234H16V236L14 235V237H13V240L15 241V244L13 243V241H11V238L12 237H10V235L7 233V231H4V229H6L7 228V226L9 227V224H6L5 225V223H4V225L6 226H4L3 224H1L0 223V225H3L2 226V231H4V232H2V240H3V249L5 250V252H6V255L7 254H9L8 256L10 257L8 260H9V264H23V261H24V259H26V258H31L33 261H34V264H49L50 262V264H55L52 260H49V259H47V257H48V255L50 254V252L51 251H53V250H55V248L54 247H57L58 245H62L61 247L60 246H58L57 248H56V250L55 251H53L54 252V254L55 255H57V253H58V255L57 256H59L60 255V251H65L68 247V244L72 241L73 242V240L74 241H76V242H79V241H81L82 242V245L80 244V246H79V244H78V246H77V244H76V246H72L71 248L69 247V251H70V254L68 253V252H61V254L63 255V256H65L66 258L69 256V258H71V261H69V263L68 264H86V262H87V259L86 258H88L89 256H91V254H93V252H94V254L98 251L99 253H100V256H99V253H98V255L96 254V255H93V256H99V257H97V259H95V258H93L95 261H94V263L95 264H97V263H99L98 262V260L101 262H106L107 260H108V258L109 257H111V255H112V257L115 255V254H119L120 252L122 253L123 252V255H125L126 256V254L125 253H127V255L129 256L130 254H135L132 250L133 249H137L140 245H142L143 243H145L147 240V238L146 237H143L142 236V238H140V239H136V240H134L133 242H122V240H124V239H122L121 240V238L123 237V236H125L126 237V232L124 233L123 231H127V230H125L124 228H123V226H122V228H121V230H120V228H118V226H117V224H118V222H123V225H129L130 226V224L133 226H131L130 227V229L128 230V231H132V230H135V229H137V230H135V231H138V228L140 227V226H142V228L141 229H143V228H145L146 227V225L147 226H149V224L151 223V222H148V221H151V220H149V219H152L151 217H149L151 214H153L154 215V211L153 212H151L152 211V209H154L155 210V208H153L154 206H157V203H158V199H160V201L162 200L163 201V198H164V200L166 199V197H168L167 199L168 200H171V199H174V198H176L175 196L173 197V196H170V195H167L166 196V194H164V195H162V192H165L164 190H166L167 189V191H168V188L170 187V189H172V190H174V191H172V190H169V191H171V192H174V193H176V194H178L180 191H181V188L177 185V184H170L169 185V181H171L172 179L171 178H169L170 176H174V177H177V178H183V177H185L188 173H190L191 171H189L190 169L188 168H186V167H183V166H180V165H178V163H175V164H168L169 166H170V168L168 167V166H166L167 168H165V169H167V170H165V172L163 173V174H161L160 176H162V177H160L159 175L158 176H156V177H151V175H152V173H154V171H149V172H147V170H135V172H134V170H132V172H131V170H129V169H132L133 167H131L130 166V164L132 165V164H136L137 163V161H135L134 160V158L133 157H131V156H129V155H127L125 152H123L122 150H119V151H117V152H119V153H116V151H113V148H117V146H116V144L114 143V140H113V138H115L116 137V135H117V129L119 128V125L118 124H116L115 126H114V131L112 132H107L108 130H109V128L110 129H112V125H103L102 126V124L101 123H99L98 121H96L97 120V118H98V116H99V113H101L105 108H106V101L103 103L104 105L102 106V110H100V111H98V112H93V113H90L91 111H88L86 108H87V105H89V104H86V103H90V102H87V101H89V98L91 99V97H93L92 95H91V97H90V95H89V97L86 99V101L83 103V104H75L70 98H68L67 96H65V88L67 87L66 85H68V84H70V83H76V84H78V85H80V86H82L84 83H87L88 84V82L90 81L89 79H93L94 78V76L95 77H97V78H95L94 79V82L97 84L98 82H99V84L101 83L99 80H98V82L96 81L97 79H99V77L97 76V75H101V73H99V71L97 72V73H95L94 71L96 70V69H93V68H90V66L91 65H88L89 66V68H86V67H84V68H82L81 69V71L80 70H78L75 74V77L76 78H74V80H72L73 82H71V80H70V75H74V72L72 71V69L67 65H62V64H59L56 60H54L53 59V57H50L49 55H46V54H42L41 53V51L43 52V51H46V49H49V46H48V43H50L49 41H52V44H53V42L55 43V44H57V45H55V47H57V46H59V45H61V44H64V34H61V35H59L60 36V38H57L58 36H56V35H54V36H52V35H49V33L51 32V31H53V28H52V25L54 24H57V23H61V24H67V18L65 17H61V16H59V13L61 12V13H63L66 9H61V3H63V1L64 0H23V2H22V4H21V1L19 2V0H14V2L13 3H16V1H17V6L20 8V10H17V6H15V7H17V8H15L14 6H13V3H11ZM24 1L26 2L25 4H27L28 6L26 7V10H25V6H24ZM32 1V2H31ZM34 1H35V5L33 4L34 3ZM52 1V2H51ZM95 1V4H94V6H93V8H91L92 10V14H93V17L95 16L96 17V21H98L97 22V24H98V26L99 27H101V29H103L104 31H114V29H115V31H114V33L115 34H120V33H122L124 30V32H125V36H124V38H125V40H124V44L127 42V44L128 43H130L131 44V46H135V45H138V43L136 44L135 43V41L136 42H138V40H139V43H140V47H139V52L142 54V56L146 59V60H148L149 58V60H148V64H154V63H156V62H158L157 61V59H158V57H159V55L161 54V52L163 53L164 51L166 52L167 50H170V52L172 51V52H174V53H172L171 52V54H173V56H175V54L176 53H182V51H181V47H183L185 44H186V38H185V36H181V34L176 30L177 28H176V23H172V22H175V17H176V14H177V12H178V10L180 9V5H181V0H175V2H174V8H171V7H169V11H166L167 13L168 12H170V13H164V12H162V10L160 9L161 8V6H159L160 5V1L161 0H133V1H131V0H115L116 1V3H114V8H116V9H114V11H115V13L116 14H113L114 12H111L110 13V11L108 12V4L106 3V0H94ZM129 1H131L132 3H131V5L128 3ZM135 1V2H134ZM149 1V2H148ZM156 1V2H155ZM158 1V2H157ZM58 2V3H57ZM124 2H127V3H124ZM134 2V3H133ZM153 2V3H152ZM3 3V4H2ZM32 3V4H31ZM47 3V4H46ZM98 5H97V4ZM118 3H120V4H118ZM122 3V4H121ZM150 3V4H149ZM12 4V7L13 8H11V7H7V6H10ZM20 4V5H19ZM31 5V7H30V5ZM37 4H39V6L37 5ZM46 4V5H45ZM50 4V5H49ZM57 4V5H56ZM107 4V5H106ZM118 4V5H117ZM152 4V5H151ZM154 4H159V5H154ZM7 5V6H6ZM16 5V4H15ZM21 5L24 7V12H22L21 11ZM35 7H34V6ZM48 5V6H47ZM133 5H134V7H133ZM4 6H6V10L8 11L9 10V12L11 11L12 12V14H13V10L12 9H15V13H14V15H12L11 13V16H13V19L11 20L10 19V15H9V13L7 12V13H5L6 12V10L4 9ZM33 6V7H32ZM38 6V7H37ZM43 6H45V7H43ZM47 6V7H46ZM49 6H51L50 7V9H49ZM53 6V7H52ZM155 6V7H154ZM2 7H3V10H2ZM107 7V8H106ZM120 7V8H119ZM154 7V8H153ZM18 8V9H19ZM33 8H35V9H33ZM46 8V9H45ZM49 10H48V9ZM127 8V9H126ZM128 8H129V10H128ZM11 9V10H10ZM120 9V10H119ZM126 9V11H128V12H126V11H124V10ZM150 9H152V10H150ZM172 9V10H171ZM29 10V11H28ZM45 10H46V13H45ZM131 10H135V12H133V11H131ZM149 10H150V12H149ZM155 10V11H154ZM159 10V11H158ZM16 11L18 12V14H19V12H21L20 14H19V16L21 15V17L23 16H25L26 17V20H25V17L23 18V19H21V17H19L18 16V14H17V16L20 18V19H18V18H16L15 19V21H14V23H10V25L8 24L9 22H10V20H11V22H13V20H14V18L15 17H17L16 16ZM26 11L28 12V13H26ZM50 11H52L53 13H52V16H50L51 14V12ZM63 11V12H62ZM119 11V12H118ZM121 11V12H120ZM152 11V12H151ZM161 11V12H160ZM33 12V13H32ZM130 12V13H129ZM23 13H26L27 15H23ZM37 13V14H36ZM48 13V14H47ZM118 13V14H117ZM134 13V14H133ZM155 13H157V14H155ZM164 13V14H163ZM7 14V15H6ZM43 14V15H42ZM46 14H47V16L48 17H44V16H46ZM50 14V15H49ZM54 14V15H53ZM57 14H58V16H57ZM110 14H112L111 16H110ZM125 14V15H124ZM127 14V15H126ZM153 14V15H152ZM161 16H160V15ZM163 14V15H162ZM166 14V16H164ZM33 15V16H32ZM37 16V19H36V16ZM105 15H106V17H105ZM151 15H152V17H151ZM3 16H6V20L4 21V19H3V21H2V18H3ZM7 16H8V19L9 20H7ZM43 16V17H42ZM100 18H99V17ZM134 16V17H133ZM156 16V17H155ZM35 17V18H34ZM56 17V18H55ZM128 17V18H127ZM159 17V18H158ZM161 17V18H160ZM61 18H62V20H61ZM105 18V19H104ZM110 18V19H109ZM132 18H133V23H132ZM155 18H156V20H155ZM50 19H52V20H50ZM125 19V20H124ZM129 21H128V20ZM155 20V22H153L154 20ZM61 20V21H60ZM121 20V21H120ZM8 23H7V22ZM104 23H103V22ZM8 24L7 26H6V23ZM38 22V23H37ZM113 22V23H112ZM157 22V23H156ZM24 23V24H23ZM35 23V24H34ZM100 23V24H99ZM106 23V24H105ZM115 23H116V25H115ZM122 23H123V25H122ZM134 25H132V24ZM5 26H4V25ZM22 24V25H21ZM32 24H34V25H32ZM127 24V25H126ZM128 24H130V25H128ZM173 25V27H172V25ZM175 24V25H174ZM19 25V26H18ZM20 25H21V28H20ZM25 25V26H24ZM104 25V26H103ZM1 26V24H0V27H2ZM15 26H17V27H15ZM24 26V27H23ZM34 26H37V27H34ZM41 26V27H40ZM49 26V27H48ZM133 26V27H132ZM120 27V29H118ZM141 27V28H140ZM143 27V28H142ZM171 27V28H170ZM16 28V29H15ZM18 28V29H17ZM48 28V29H47ZM144 28H145V30H144ZM47 29V30H46ZM117 29V30H116ZM130 29V30H129ZM22 30V31H21ZM24 30V31H23ZM39 30V31H38ZM49 30V31H48ZM123 30V31H122ZM141 30V31H140ZM4 31H5V33H4ZM26 31V32H25ZM137 31V32H136ZM0 32V33H1ZM30 32V33H29ZM130 32V33H129ZM142 32V33H141ZM137 33V34H136ZM24 34V35H23ZM27 34V35H26ZM132 34V35H131ZM139 34V35H138ZM147 34V35H146ZM21 35V36H20ZM138 35V36H137ZM129 36V37H128ZM130 36H132V37H130ZM140 36V37H139ZM144 36V37H143ZM28 37V38H27ZM4 38H6V41H4L3 42V40H4ZM17 38V39H16ZM19 38V39H18ZM138 38V39H137ZM185 38V39H184ZM13 39V40H12ZM15 39V40H14ZM27 39V40H26ZM148 39V40H147ZM152 39V40H151ZM57 40V41H56ZM149 40H151V41H149ZM9 42L8 43V45L6 44V42ZM13 41H18V45L15 43V42H13ZM33 41V42H32ZM131 41V42H130ZM161 41V42H160ZM3 42V43H2ZM10 42H13V44L11 43V45H12V47H11V45H10ZM35 42V43H34ZM39 42V43H38ZM155 42V43H154ZM28 43H31V44H34V45H36L37 47H40V49L39 48H37L36 46H35V48H34V45L33 46H31V44H30V46H31V50L29 49V45H28ZM149 43H153V46H152V44H149ZM156 43H157V45H156ZM162 43V44H161ZM185 43V44H184ZM6 44V45H5ZM21 44V45H20ZM126 44V45H127ZM130 44H128L129 46H130ZM179 44H180V47H179ZM184 44V45H183ZM29 46V47H26V46ZM50 45V44H49ZM150 45V46H149ZM165 45V46H164ZM167 45V46H166ZM168 45H169V48H168ZM176 45V46H175ZM25 47V49H24V47ZM45 46V47H44ZM148 46V47H147ZM160 46V47H159ZM171 46V47H170ZM175 46V47H174ZM14 47V48H13ZM32 47H33V49H32ZM41 47H42V49H41ZM52 47L54 48V44L52 45ZM152 48V49H150V48ZM262 47V46H261ZM27 49L29 50V51H31V52H25L24 50H26L27 51ZM37 51H39V52H37ZM147 49V50H146ZM154 49V50H153ZM176 49V50H175ZM33 50V51H32ZM155 50H156V52H155ZM158 50V51H157ZM178 50V51H177ZM183 50V49H182ZM17 51V52H16ZM20 51H22V53L20 52ZM24 51V52H23ZM36 51V52H35ZM161 51V52H160ZM180 51V52H179ZM4 52V53H3ZM33 52H35V53H37L36 55H35V53H34V55H33ZM138 52V51H137ZM157 52H159L160 54H158ZM27 54V56H26V54ZM32 53V55H31V57L29 56L30 54ZM39 53H40V55H39ZM43 53H45V52H43ZM148 53V54H147ZM150 53H152V54H150ZM150 54V55H149ZM183 54V53H182ZM24 55V56H23ZM155 55V56H154ZM7 56V57H6ZM148 58H146V57ZM152 56V57H151ZM36 57V58H35ZM46 57V58H45ZM250 57H253L254 59H256V60H251L249 57L247 58V60H245L244 62L247 64V66H250V64L251 63H253V62H255V63H264V50H263V48H259V49H256V50H253L252 52H251V56ZM2 58H7L6 60H5V62L6 61H11L10 63H11V65H9L10 67H8V65L7 66H5L6 65V63L2 60ZM13 58V59H12ZM36 60H35V59ZM156 58V59H155ZM30 59V60H29ZM34 59V60H33ZM38 59V60H37ZM250 59V60H249ZM154 60V61H153ZM20 61H22V62H20ZM24 61V62H23ZM29 61V62H28ZM37 61V62H36ZM47 61V63H45ZM49 61H51L50 62V64H49ZM52 61H54L55 63H57V64H59L58 66H57V64H53L52 65ZM58 61H59V59H58ZM4 62V64L3 65H1L2 63ZM53 62V63H54ZM244 62H241V64H240V66H242L243 64H244ZM249 62V63H248ZM19 63V64H18ZM20 63H23V64H21L20 65ZM26 63V64H25ZM35 63V64H34ZM7 64H9L8 62H7ZM27 64H29V66H31V67H33V68H35V69H37L38 71H44V70H47L46 72V74L45 75H39L38 74V72H33V74L35 75H31V76H28V77H22V79L20 80V79H18V78H21V76H19V71L21 70L20 69V67L21 68H24L25 67V65L26 66H28ZM49 64V65H48ZM17 65V66H16ZM39 65V66H38ZM42 65V66H41ZM47 65V66H46ZM36 66V67H35ZM46 66V67H45ZM60 66H63V68L61 69V71H59V69H60ZM239 66V64H238V66H236V70L238 71L239 69L240 70H243V69H241V68H243V67H240ZM8 67V68H7ZM17 67L19 68V69H17ZM54 67V68H53ZM56 67V68H55ZM67 67H68V69H67ZM237 67H239V69H237ZM66 68V69H65ZM87 70H86V69ZM190 68L191 69H194V70H196L197 69V67H193V64H191V66H190ZM224 68L225 67H221V71H220V69L218 70V68H216V71H214V72H216V73H222L223 71H224ZM249 68V67H248ZM17 69V70H16ZM57 69V70H56ZM90 69H91V72H90ZM14 70H15V72H14ZM88 70H89V72H88ZM12 71V72H11ZM17 71V72H16ZM79 71H80V73L82 74V73H85V74H82L83 75V77H82V75L79 77V75H80V73H79ZM189 72H187L188 74H191L193 71H191V70H188ZM51 72H52V74H51ZM53 72H54V74H53ZM58 72V73H57ZM87 72H88V74H87ZM93 72V73H92ZM191 72V73H190ZM208 72H210V73H212L211 71H207V72H205V73H208ZM214 72H213V74H214ZM57 73V75L55 76V74ZM71 73V74H70ZM99 73V74H98ZM215 73V74H216ZM9 74H11V76L9 75ZM49 74H50V78H52V79H50L48 76H49ZM105 74V73H104ZM47 75V78H49V81H46L47 79H45L44 81L47 83L46 84V87L44 86V88H41V86L43 85L42 84V81L41 80H43L42 78L44 77L45 78V76ZM55 77H54V76ZM85 75V76H84ZM103 75V74H102ZM34 76V77H33ZM40 76H43V77H41V79L39 78ZM52 76V77H51ZM77 76H78V78H77ZM90 76H91V78H90ZM104 76V75H103ZM103 76H101V78L103 77ZM106 76V78L109 80L110 78H109V74L107 75H105ZM2 77V78H1ZM10 77V78H9ZM38 77V78H37ZM88 79H86V78ZM113 77H115V76H113ZM67 78H68V81H67ZM240 78V77H239ZM85 79V80H84ZM232 79L237 83V79H238V76H236L235 74L234 75H232ZM23 80H26L27 82H25V81H23ZM36 82H35V81ZM82 80H84V82L82 81ZM19 81H21V82H19ZM29 81V82H28ZM38 81V82H37ZM53 81V82H52ZM65 81H67V82H65ZM105 81V80H104ZM120 81V80H119ZM69 82V83H68ZM91 82H93V80L91 81ZM106 82L107 81H105V82H103L104 84H106ZM206 82H209V81H206ZM37 83V84H36ZM40 83V84H39ZM65 83V84H64ZM83 83V84H82ZM90 83V82H89ZM35 84V85H34ZM39 84V85H38ZM62 84H63V86H62ZM92 83H90V85H91ZM94 84V83H93ZM92 84V85H93ZM3 86H4V89H2L3 88ZM21 86V87H20ZM39 87V88H37L36 90H35V88L36 87ZM95 86H97V85H95ZM197 86V85H196ZM195 84L193 85V86H190V87H188V88H185L184 90H179V89H175V88H173V91H171V93H173L172 94V96H171V94H169L170 95V97H175V98H177V97H180L181 95L184 97V99L185 100H188L189 99V97H190V100H188V101H191V100H194V99H196V97H200V96H195V95H193V94H195L196 93V90L194 89L195 87ZM43 87V86H42ZM231 88L229 89V88H227L228 90L226 91V92H228V93H226V92H223L224 91V89L222 90V89H220V92L222 93V99L223 100H226V101H230V100H232L233 101V103H236L237 105H238V107H237V110L238 111H241V107H242V104L241 103H243V101H244V99L242 100V101H240V99H239V96H238V92H237V90H236V88L235 87H232V86H230ZM41 88V89H40ZM189 88H190V90H189ZM193 88V89H192ZM202 88H204V90H202ZM208 90H206V89ZM209 87H199L198 88V90H200V91H202V92H208L209 93V91H210V93H212V92H216V91H214V89H208ZM233 88V89H232ZM45 89V90H44ZM65 89V90H64ZM186 89H188V90H186ZM197 89V88H196ZM231 89H232V92H231ZM2 90V91H1ZM4 90V91H3ZM42 91V93L40 94V92ZM179 90V91H178ZM195 90V91H194ZM48 91H50V92H52L54 95L53 96H51V95H48V101H46L47 100V93H48ZM188 91H190L191 93H188ZM230 91V92H229ZM3 92V93H2ZM193 92V93H192ZM39 93V94H38ZM56 93V94H55ZM224 93H226V94H224ZM230 93V94H229ZM231 93H232V95H231ZM234 93V94H233ZM1 94L3 95V96H1ZM43 94V95H42ZM180 94V95H179ZM184 94V95H183ZM224 94V95H223ZM37 95V96H36ZM179 95V96H178ZM190 95V96H189ZM231 95V97H229V96ZM42 98H41V97ZM4 97V98H3ZM46 97V100L44 99ZM194 97V98H193ZM216 98L214 99V98H211L212 99V101H214L215 102V104H214V107H216V106H218V105H220V107H216V109H214L215 110V112L214 113H212L211 115H209V114H207V116H205L204 115V117L202 118V119H200L204 124H208V123H213V124H217L218 123V121L217 122H210L211 120H210V118H213L214 116H216L220 111H221V109L223 110V108H222V102H219V100L221 101V99L219 98V97H217V96H215ZM187 98V99H186ZM193 98V99H192ZM217 98L219 99V100H217ZM225 98V99H224ZM236 98V99H235ZM37 99H39L38 101H39V103H41V101H42V103H43V101H44V103H46V104H42L41 106L37 103L38 101H36ZM41 99V100H40ZM202 99V98H201ZM210 99V100H211ZM214 99V100H213ZM229 99V100H228ZM15 100H17L16 102H15ZM235 100V101H234ZM13 101V103H11ZM61 101V102H60ZM263 101V102H262ZM255 103H254V105H256L258 102L261 104V103H264V100H255L254 101ZM6 103H8V104H6ZM11 103V104H10ZM210 103V102H209ZM211 104V103H210ZM39 105V106H38ZM45 105H48V108H51V110L53 111L52 112V115L51 116H47V117H52V119H49V118H47V117H45V119H42L41 120V118H44V116H46V113L44 114V112H46V110H47V108H46V106ZM93 105V104H92ZM40 108V110H39V108ZM63 106V107H62ZM3 106H1V104H0V109H3L2 111H4V109L5 108H2ZM42 107H43V109H42ZM45 107V108H44ZM94 108L96 107V106H93ZM208 108L209 107V105L207 106H204V108ZM38 108V109H37ZM53 108V109H52ZM55 108V109H54ZM91 108V107H90ZM42 109V110H41ZM7 110V109H6ZM1 111V112H2ZM43 112V113H40L39 115H37L39 112ZM58 111V112H57ZM36 112V115L35 114H33L34 116H36L37 118L35 119L34 117H33V115H31L32 113H35ZM55 112V113H54ZM57 112V113H56ZM68 112H71V114H69ZM21 114V115H20ZM27 114L29 115V117L27 116ZM60 114H62L61 115V117H60ZM67 114H69V117H66L67 116ZM72 114H73V116H72ZM88 114V115H87ZM91 114H93V116L95 117V120L94 121H92V124H91V128H92V126H95V125H98V129L100 130V132H103V133H101V136L99 137V136H94L93 135V133H91L90 135H89V137H86L85 138V143H86V146H83L82 145V143H81V138H79L77 141H75V140H73L72 138H71V136H73L74 135V133L76 132V131H78V128H80V127H83L82 125L83 124H81V122H80V124H81V126H80V124L78 123V121L79 120H81V119H83L85 116L87 117H89ZM55 117H54V116ZM75 115V116H74ZM18 116H19V119H18ZM24 116V117H23ZM28 118H27V117ZM38 116H40V119L38 118ZM70 116H72V117H74V119H73V121H75L76 122V120H77V122L75 123H70V124H68V126H67V128H65L66 126H64L65 125V123H66V121H67V118H70ZM218 116V115H217ZM23 117V118H22ZM25 117L27 118V119H32L33 120V123L32 122H30V121H26L25 122V120H27V119H25ZM31 117H33V118H31ZM54 117V118H53ZM66 117V118H65ZM114 119L115 118H117L118 119V116L117 115H113L112 116ZM14 118H16V120H13ZM63 118H64V122L65 123H63ZM77 118V119H76ZM81 118V119H80ZM25 119V120H24ZM36 121H35V120ZM37 119H38V121H37ZM50 121H49V120ZM55 119V120H54ZM99 119V118H98ZM20 120V121H19ZM59 120H61L62 121V123H63V125H62V123H60V121ZM66 120V121H65ZM110 120H112L111 118H110ZM210 120V121H209ZM43 121H45L46 122V124H48L49 122V124L51 125V127L48 129V127L50 126L49 124L48 125H46V124H44V126H43V124H42V122ZM59 121V122H58ZM188 121V119H185V122L186 123H189V121ZM207 121V122H206ZM41 122V123H40ZM184 122V121H183ZM183 122H181V125L183 124ZM184 122V124H186ZM54 123V124H53ZM55 123H56V125H55ZM57 123H59V124H61L60 126L57 124ZM40 124V125H39ZM53 124V125H52ZM77 124H79V126L77 127ZM183 124V125H184ZM219 124V123H218ZM41 127H39V126ZM58 125V126H57ZM70 125V126H69ZM73 125V126H72ZM48 126V127H47ZM55 126V127H54ZM62 126H63V128H62ZM216 126V125H215ZM38 127L40 128L39 130H38ZM47 128V129H45V128ZM56 127H57V129H56ZM74 127V128H73ZM86 127V126H85ZM90 127V126H89ZM52 128V129H51ZM26 129V130H25ZM50 129H51V131L53 130V131H57L56 133L55 132H51L50 131ZM67 129V134L65 133V132H62V130L63 131H65ZM77 129V130H76ZM43 130V131H42ZM102 130V131H101ZM104 130V131H103ZM38 131L40 132L39 133V138H37L38 136ZM42 131V132H41ZM49 133H48V132ZM45 132V133H44ZM68 132L70 133V136H69V134H68ZM43 133V134H42ZM51 133V134H50ZM52 133H53V135H52ZM59 133V134H58ZM61 133L64 135H68V136H65V137H67L66 139H68L67 141H65L66 139L64 138V136L62 137L61 136ZM31 134H33V135H31ZM44 134H45V136H44ZM56 134H58L56 137L58 138V136H60V138L62 137L63 139H59V141H58V139L55 141V140H52V137L53 136H55ZM73 134V135H72ZM51 136V137H49V136ZM27 136V137H26ZM42 136H44L43 138H42ZM115 136V137H114ZM21 137V138H20ZM24 137V139H22ZM99 137V138H98ZM20 138V139H19ZM29 138V139H28ZM70 138V139H69ZM27 139V140H26ZM38 139V140H37ZM46 139V141H44ZM54 139V138H53ZM9 140H11V142L9 141ZM15 140H17V141H15ZM23 140H26V141H23ZM35 140H37V141H35ZM62 140H64V143H63V141ZM92 140H94V141H92ZM51 141V142H50ZM60 141H62V143L60 142ZM25 142H27V145H26V143ZM52 142H54V143H56L57 142V144H53ZM77 142H80V143H77ZM93 142V143H92ZM13 143H15V145L13 144ZM18 143V146L16 145ZM35 143V144H34ZM51 143V145H49ZM60 143L62 144V145H60ZM65 143H66V145H65ZM68 143H72V144H70L69 146H71V147H69L68 146ZM77 143V144H76ZM12 144V145H11ZM37 144V145H36ZM44 144V145H43ZM76 144V145H75ZM79 144V145H78ZM9 145V146H8ZM30 145V146H29ZM33 145V146H32ZM66 147H65V146ZM91 145H92V149H91ZM129 145H131V143H129ZM22 146V147H21ZM49 146V147H48ZM54 146H57L54 150H53V148H54ZM74 146V149H75V147L77 146V148H78V146H79V148L80 149H77L76 148V150H74V152L72 151L73 150V147ZM24 147V148H23ZM30 147V148H29ZM35 147V148H34ZM83 147H86V148H83ZM90 147V148H89ZM111 147H113V148H111ZM129 146H124V148H125V150H129V148H128ZM7 148H8V152L9 153H7L6 152V150H7ZM20 148V149H19ZM22 148V149H21ZM43 148H44V150H43ZM70 148H71V152H72V155L74 154L75 155V157H73L71 154H69L70 152ZM2 149V150H1ZM11 149V150H10ZM20 151H19V150ZM28 149H29V151H28ZM42 149V150H41ZM52 151H51V150ZM67 149V150H66ZM91 149V150H90ZM39 150H40V152H39ZM17 151H19V152H17ZM27 151V152H26ZM37 151V152H36ZM41 151H42V153H41ZM55 151H56V153H55ZM59 153H58V152ZM66 151L68 152V153H66ZM81 151V152H80ZM47 152H50V153H55V154H50V153H47ZM62 152V153H61ZM64 152V153H63ZM164 152H167V153H169V152H171L172 153V151H168V150H164ZM15 153V154H14ZM44 153L47 155H44ZM58 153V154H57ZM76 153H78V155H81L82 156V158L80 159V160H83V158H84V160H83V163H86V164H82V161H80L79 160V158H80V156H77V154ZM80 153V154H79ZM122 153V154H121ZM17 154V155H16ZM23 154H27V155H25L24 156V158H23V156L21 157V155H23ZM43 154V155H42ZM64 154H65V156H64ZM85 154V155H84ZM172 154H174V153H172ZM12 155V156H11ZM15 155V156H14ZM18 155H20V156H18ZM28 155L30 156V158L28 157ZM41 155V156H40ZM48 155H50V157L51 156H53V157H55L56 159H54V161H56V162H54V161H52L53 160V158L51 157V159H50V157L48 156ZM59 156V155H62L61 157L59 156V157H56V156ZM98 155V156H97ZM105 155V156H104ZM10 156H11V158H10ZM16 156H18V158L16 157ZM26 156H27V158H29V159H27L26 158ZM38 156V157H37ZM66 158H68V157H70V159H73V161H71L70 159H68V160H66L64 157ZM83 156H85V157H83ZM12 157L14 158V159H16L17 158V160H13L12 159ZM73 157V158H72ZM78 159H77V158ZM38 158H39V160H38ZM43 158V159H42ZM58 158H60V159H58ZM61 158H63V160L61 159ZM87 159V161H88V163H87V161H86V159ZM103 158V159H102ZM12 159V161H10ZM23 159H25L24 160V163H22L23 162ZM30 159L32 160V161H30ZM44 159H46V161H44ZM50 161H48V160ZM77 160V161H80L79 163H80V165H81V168L83 167H85L84 169L86 170V169H88V168H90V166H91V164L92 163H94V165H95V162H96V164L97 165H95L96 166V169H94V170H100V171H104V172H106L109 176V178H110V183L108 182H105V180H102L101 178H98L101 182H103V185H105V186H102L103 187V189H102V187L100 186H91V187H88V186H85V187H82V189L81 188H79V186H76L77 184H78V182H76L75 180V177L76 176H72L71 174L68 176V177H65V178H62V180L65 182V179L67 178V180L66 181H68V183L70 184V186H69V184L67 183H65V185L67 186V187H65L64 186V182H61V185H57V184H59L60 182L59 181H61V176H60V174L61 173H63L62 171L63 170H65L66 168H68V169H73L74 167H69V166H78L79 165V163L78 164H76V163H74V160ZM89 159H90V161L93 159V160H95V161H91L92 163H90V161H89ZM96 159H98V161L96 160ZM4 160H5V162H4ZM9 160V161H8ZM20 160V161H19ZM22 160V161H21ZM29 161L28 163H25V162H27V161ZM35 160V161H34ZM59 160V161H58ZM61 160H62V162H63V166H60L59 167V165H62V163H61ZM67 162L68 161V163H67V165H66V163H65V161ZM3 163H2V162ZM15 161V162H14ZM17 161V162H16ZM86 161V162H85ZM121 161V162H120ZM13 162V163H12ZM20 162V163H19ZM44 162V163H43ZM69 162H71V165H69ZM74 163V165H72L73 163ZM76 162V161H75ZM10 163H12V164H10ZM16 165H15V164ZM17 163H19V165L17 164ZM50 163H51V165H50ZM54 165H53V164ZM149 163H151V162H149ZM43 164H44V166H43ZM64 164H65V166H64ZM76 164V165H75ZM104 164V165H103ZM22 167H21V166ZM30 165H32V167L30 166ZM53 165V167H51ZM58 166V168L56 167V166ZM80 165L77 167L76 166V168H78L79 170H81V168H80ZM83 165H85V166H83ZM93 164H92V166H91V169L90 170H93L92 168H93V166H94ZM151 165H153V164H148V168H150V166ZM13 166H15V167H13ZM18 166H20L21 167V169L18 167ZM48 166V167H47ZM89 166V167H88ZM42 167H44V168H42ZM56 167V168H55ZM66 167V168H65ZM87 167V168H86ZM180 167H182V168H180ZM33 168V169H32ZM42 168V169H41ZM49 168V169H48ZM54 171V173H56V174H52V170ZM95 168V167H94ZM174 168V169H173ZM176 168H178V170L176 169ZM186 168V169H185ZM16 169H18V170H16ZM61 169V170H60ZM68 169H66L64 172H66ZM181 169V170H180ZM184 169H185V171H184ZM41 170H44V173L46 174V173H50L51 172V174H47L46 175V177L44 178V176L45 175H41L39 172L41 171ZM48 170V171H47ZM50 170V171H49ZM55 170H58V171H56L55 172ZM89 170V171H90ZM118 170V171H117ZM122 170V171H121ZM128 170H129V172H128ZM169 170H171V171H169ZM187 170V171H186ZM13 171V172H12ZM21 171H23V172H21ZM111 171V172H110ZM137 171V172H136ZM177 171H178V173H177ZM18 172V173H17ZM35 172H37V174L35 173ZM59 173V176H60V178H59V176L57 175L58 173ZM69 172V171H68ZM82 172H84V171H81V173ZM129 174H128V173ZM138 172H147L145 175L147 176V174L148 173H150L149 174V176L148 177H151L150 179L151 180H156V178H158V183L156 184V185H154V186H151L150 188H148V186H150V185H146V187H144V186H142V185H139V184H136V183H130V180H128V179H131V180H133V179H136L137 178V176L139 175V176H144V175H142L141 173H139L137 176L135 175L136 173H138ZM233 174H237V173H239L240 171L239 170H237V169H233L232 171H231ZM17 173V174H16ZM35 173V174H34ZM262 173H263V175H262ZM22 174V175H21ZM67 174V173H66ZM167 174V175H166ZM176 174V175H175ZM258 174V175H257ZM257 174L256 173H254V175H249L248 176V178H250V176L252 177L251 179L255 182L256 181V183H258L259 182V184H261V185H263L264 186V172L262 171V170H260V171H258L257 172ZM50 175V179L48 178V176ZM53 175H56V176H58V179H59V181H58V179H56V178H54L55 176H53ZM79 176H81L80 175V173L78 174ZM165 175V178L163 177ZM34 176V177H33ZM38 176V178L39 179H37V180H42L43 182H40V181H37V180H35L36 179V177ZM51 176H53V177H51ZM94 176L95 177H97L98 176V173L97 172H95L94 173ZM167 176V177H166ZM169 176V177H168ZM42 177V178H41ZM71 177H73L72 179H73V181H72V179H71ZM159 177L161 178V179H159ZM14 178V179H13ZM52 178H54V180L52 179ZM70 178V179H69ZM167 178H168V181H167ZM257 178V179H256ZM259 178V179H258ZM34 179V180H33ZM44 179H46V181L47 182H45V180ZM77 179H78V176H77ZM163 179H165V181L167 182V183H165V181L163 182ZM18 180V181H17ZM33 180V181H32ZM71 180V181H70ZM160 180H162V181H160ZM52 181V182H51ZM53 181H55V182H59V183H55V182H53ZM258 181V182H257ZM261 181V182H260ZM9 183L8 185L6 184V183ZM38 182V183H37ZM39 182H40V186L41 187H38V188H35V187H37L36 185H38L39 186ZM48 182H50L52 185H50V183H48ZM112 182V183H111ZM161 182V183H160ZM42 183V184H41ZM45 183H46V185H49V186H47L48 187V189H47V187H45ZM48 183V184H47ZM53 183H54V185H53ZM72 183V184H71ZM75 183V184H74ZM122 183V184H121ZM31 184V185H30ZM36 184V185H35ZM62 184H63V186L65 187H63L62 186ZM74 184V185H73ZM111 184V185H110ZM133 184H135V185H133ZM165 184H167L166 186H165ZM26 185H30V186H32L31 187V189L32 190H30V189H28L29 187L28 186H26ZM44 185V186H43ZM57 185V186H56ZM106 185H109V186H106ZM114 185V186H113ZM159 185H160V187L161 188H165L163 191L161 190V188H159ZM52 186V187H51ZM61 186H62V189H61ZM77 187V188H75V187ZM140 186V187H139ZM164 186V187H163ZM174 186H175V188H174ZM56 187H58V188H60V189H57ZM69 187H71V188H69ZM95 187V188H94ZM99 187V188H98ZM106 187V188H105ZM115 187V188H114ZM154 187V188H153ZM227 187V189L229 190V186H226ZM40 188H42L41 189V193L40 194H38L39 192L37 191L36 192V189L38 190L39 189V191H40ZM52 188V189H53ZM67 188V189H66ZM69 188V189H68ZM73 188V189H72ZM85 188V189H84ZM101 188V189H100ZM108 188V189H107ZM114 188V189H113ZM176 188H177V190L179 189L180 191L179 192H177V190H176ZM225 188V187H224ZM35 189V190H34ZM80 189H81V191H80ZM160 190L161 191V195L163 196V198H162V196L160 197L158 194H159V192H157V190L156 191H154V190ZM28 190H30V191H28ZM57 190H59V191H57ZM65 190V191H64ZM67 190V191H66ZM88 190V191H87ZM98 190H100V192L98 191ZM105 190V191H104ZM112 190H113V195H112ZM152 190L156 193H158L157 194V196L158 197H160V198H157V196L155 195V193L154 192H152ZM32 191V192H31ZM53 191V190H52ZM82 191H83V198H85V196H86V194L88 195V197L90 198V200L92 201V202H90V200H89V198L87 199V201L89 200V203L88 202H85L86 204H87V207H83V208H81V206H80V204L83 202V198H82V194L80 195V193H82ZM87 191V192H86ZM96 191V192H95ZM98 191V192H97ZM107 191V192H106ZM176 191V192H175ZM10 192V193H9ZM35 192H36V194L37 195H35ZM45 192V191H44ZM43 192V193H44ZM48 192H49V195L47 196V194H48ZM77 192H80V193H77ZM91 192H92V194H91ZM104 192V193H103ZM106 192V193H105ZM7 193V194H6ZM13 193V194H12ZM15 193L17 194V196L15 195ZM34 193V194H33ZM72 193V194H71ZM73 193H75L74 195H73ZM103 193V194H102ZM154 193V194H153ZM233 193V192H232ZM9 194H11V195H9ZM77 194V195H76ZM78 194H79V196H78ZM85 194V195H84ZM120 194H123V195H121L120 196ZM152 194V195H151ZM34 196V198H33V196ZM56 195H54V196H56ZM65 195V194H64ZM70 195V196H69ZM95 196V197H93V196ZM99 195V196H98ZM112 195V196H111ZM116 195H117V197H116ZM124 195H126L127 197L125 198V197H123ZM10 196V197H9ZM38 196V197H39ZM58 196V195H57ZM56 196V198H58ZM80 196H81V198H80ZM91 196L93 197V198H91ZM105 196H106V198H105ZM116 197V198H114V197ZM118 196H120V197H122V199L120 198V197H118ZM143 196H145V198L143 197ZM149 196V197H148ZM153 196H154V198H153ZM169 196L171 197V198H169ZM235 196V195H234ZM9 198V200H10V198L11 199H13V197H14V199H17L19 202L21 201V199H23L24 200V197H25V200L23 201H21L20 203H25L24 205L23 204H20V203H18V204H20V206H22V207H18V205L16 204V200H14L15 201V203L12 201V200H10L11 202H13V203H11L9 200H7V198ZM18 197H20V198H18ZM38 197H36V198H38ZM72 197V198H71ZM78 197V198H77ZM150 197H152V201L153 202H155L151 207L152 208H150V206H149V208H150V210H149V208H148V210H147V212H151V213H149L150 215H146L147 216V219H145L146 217H145V215H144V217L145 218H143V219H141V220H138L136 217H134V216H132L131 214H133L132 213V204L133 203H135V204H133V207L135 206L136 207V209H137V207L138 208H140V206L139 205H141L142 206V204H140V202L141 201H145L147 198H150ZM173 197V198H172ZM197 197V196H196ZM40 198V197H39ZM98 198V199H97ZM105 198V199H104ZM110 198H112V199H110ZM120 198V199H119ZM123 198H125V199H123ZM129 198H131V200H129ZM142 200H141V199ZM144 198V199H143ZM20 199V200H19ZM26 199L28 200V199H30V200H28V203L29 204H31V205H28V203H27V201H26ZM72 199V200H71ZM76 199V200H75ZM94 199V200H93ZM96 199V200H95ZM104 199V200H103ZM109 199L111 200V201H109ZM113 199H117V200H115V203H114V201H113V203H112V200ZM157 199V200H156ZM8 202H10V204H9V202L7 203V205H11V207L10 208H13L14 209V205L16 204L17 205V207L19 208H16V210L18 209V211H13V209H10L9 207H7L6 206V201ZM37 200H39V199H37ZM82 200V201H81ZM99 200V201H98ZM122 200V201H121ZM130 202V204H131V207L128 205L129 203H128V201ZM138 200V202H139V200H140V202L138 203H136V201ZM200 200V199H199ZM202 200H203V198H202ZM17 201V202H18ZM30 201V202H29ZM81 203H80V202ZM101 201V202H100ZM107 201V202H106ZM109 201V202H108ZM125 201H126V203H125ZM132 201V202H131ZM159 201V202H160ZM67 202V203H66ZM99 202V203H98ZM103 202H105V205H104V203ZM110 202L115 206V204H116V202L118 203V204H116V209L114 208V207H112V210L114 211H110L108 208H110L111 206H112V204H110ZM123 202H124V204H126V206H128V207H126V206H123ZM195 202H197L196 201V198L194 197V199L192 198V200H191V203H195ZM75 203V204H74ZM80 203V204H79ZM90 203H93L92 205L90 204ZM108 203V204H107ZM128 203V204H127ZM143 203V202H142ZM13 204V205H12ZM78 204V205H77ZM111 206H110V205ZM137 204V205H136ZM16 205H15V207H16ZM45 205H47V206H45ZM95 205H97V206H95ZM98 205H100V206H98ZM102 205H104V209L106 208V209H108V214H107V211L104 213V211L106 210H104L103 209V206ZM107 205V206H106ZM6 206V207H5ZM31 206V207H30ZM68 208H67V207ZM70 206V207H69ZM72 206H76L77 208H75V207H72ZM92 206V207H91ZM106 206V207H105ZM81 209H80V208ZM93 207L96 209V207H98V208H100L99 210H103L102 212H100V211H98V213L99 214H101V216H97L96 217V219H95V221L93 222H91L90 221V219H88V218H82L83 216H84V214L85 213H88V212H90V210L91 209H93ZM108 207V208H107ZM123 207H125V209L124 210H128V212L127 211H123ZM35 208V212H36V214L35 215H37V208L36 207H34ZM91 208V209H90ZM102 208V209H101ZM121 208V209H120ZM7 209H10L11 211H9V210H7ZM30 209H28L29 211H27L28 212V215H29V212H30V214H31V210ZM47 209V211H45ZM48 209H50L51 211H48ZM74 209H75V211H74ZM79 209V210H78ZM119 209V210H118ZM132 209V210H131ZM136 209H134V210H136ZM32 210H33V208H32ZM86 210V211H85ZM94 210V209H93ZM97 210V209H96ZM118 210V211H117ZM121 210V211H120ZM34 211V210H33ZM8 212H11V213H15L14 215L12 214H10V216H8V217H5V216H7L8 214ZM48 212H49V214H48ZM76 212V213H75ZM80 212V213H79ZM82 212V213H81ZM131 212V213H130ZM146 211H145V214L147 213ZM41 213V214H40ZM55 213H53V215L55 214ZM128 213H129V215H128ZM4 214H5V216H4ZM34 214V213H33ZM42 214H44V215H46V214H48V216L46 217V219L49 217V219H45L46 220V223H48V224H46L45 222L43 223V219L45 218V216L44 217H42ZM51 214V215H50ZM77 214H78V216H77ZM148 214V213H147ZM83 215V216H82ZM107 215V216H106ZM18 216V215H17ZM111 216V217H110ZM126 216V217H125ZM143 216V215H142ZM142 216L140 217V218H142ZM4 217H5V219H4ZM54 217V216H53ZM148 217H149V219H148ZM9 218V219H8ZM105 218V219H104ZM139 218V219H140ZM83 219V220H82ZM133 219V220H132ZM2 220V221H1ZM14 221V223H13V221ZM20 220V221H19ZM27 220H31L30 222L29 221H27ZM47 221H49V222H47ZM85 221H90V222H88V223H86V226H85V224L83 225V222L85 223ZM124 221H125V224H124ZM136 221H139V224L137 225V223H134V222H136ZM140 221H142L141 223L142 224H140ZM11 222L14 224V225H11ZM18 222H16V223H18ZM145 222V223H144ZM50 223V224H49ZM71 223H73V224H71ZM22 224H25V225H23L22 226ZM135 224V225H134ZM19 225V224H18ZM20 225L18 226V227H20ZM144 225V226H143ZM97 226H100V227H97ZM110 226H112L113 228H115V229H118V231L120 232H118L119 234L117 235V236H115V238H113V240L112 239H108L110 242H109V244H110V246H109V244H107L108 242H106L107 241V237H108V230H109V227ZM134 226L136 227L135 229H134ZM17 227V229H19ZM36 227L38 228V229H36ZM86 227V228H85ZM96 227V228H95ZM0 228H1V226H0ZM40 228V229H39ZM133 228V229H132ZM21 229H19V231L21 230ZM33 231H32V230ZM93 229V230H92ZM35 230H36V235H35ZM140 230V229H139ZM28 231V232H27ZM88 231V232H87ZM93 231V232H92ZM96 231H98L97 233H96ZM135 231H132L130 234H133ZM27 232V233H26ZM143 232H145V231H143L142 230V233ZM179 232H183L184 233V231H179ZM31 233H30V235H31ZM45 233H47V234H45ZM99 233V234H98ZM80 234V235H79ZM12 235V236H13ZM29 235V234H28ZM34 235V236H33ZM44 235H46L45 237H44ZM78 235H79V237H78ZM24 236H21V237H24ZM70 236V237H69ZM81 236V237H80ZM100 238H99V237ZM18 237V236H17ZM124 237V238H125ZM171 237V236H170ZM185 237L186 236H184V238L183 237H180V239L182 238V239H185ZM193 237V236H192ZM16 240H15V239ZM26 238V237H25ZM42 238H44V239H42ZM77 238H79V240H77ZM83 238V239H82ZM50 239V238H49ZM76 239V240H75ZM167 240H169V242L166 244V245H168V246H172L171 248H172V250H173V245L175 246L174 247V252L171 250V248H170V250H171V252H173L172 254L174 255H171L172 256V259H173V257H175V259H174V262L175 263H177L175 260L178 258L177 256L179 255L178 254V252L179 253H183L182 251L184 250V246L185 245H183V243L187 240V241H189L190 239L188 238H186V240H179L178 238H175V239H172V237H171V239L173 240H171V239H169V238H166ZM164 240L165 241V243H166V241L167 240ZM176 239H178L179 241H181V244L179 243V245H177V243L176 244H174L173 243V245H172V242H178V240L177 241H175ZM43 240V241H42ZM172 242H171V241ZM198 240V239H197ZM197 240H194L193 242L195 243ZM68 241V242H67ZM184 241V242H183ZM200 242L202 241V240H199ZM199 241H197L199 244H200V242ZM17 242V243H16ZM21 242L22 243H27L26 242V239L24 240V242H23V240H19V245H22L21 244ZM80 242V243H81ZM112 242V243H111ZM113 242H115V243H113ZM142 242V243H141ZM190 243H192L191 241H189ZM209 243H213L212 241L210 242V241H208ZM207 242V243H208ZM13 243V244H12ZM67 245H66V244ZM123 243V244H122ZM188 243V242H187ZM187 243H184V244H186V247L188 246L187 245ZM190 243H189V248L191 247L190 246ZM198 243H195L197 246H198ZM203 243H205V241L203 242ZM27 244H29V243H27ZM171 244V245H170ZM11 245V246H10ZM42 245V246H41ZM96 245V246H95ZM127 245V246H126ZM165 245V246H166ZM192 245V244H191ZM49 248H48V247ZM92 248H91V247ZM106 246V247H105ZM108 246V247H107ZM131 246V247H130ZM136 246V247H135ZM176 246H181V248L179 247V250H178V247H176ZM183 246V247H182ZM195 246V245H194ZM258 246V245H257ZM256 246V247H257ZM12 247V249H14L13 251L15 252H17V254L15 255V253L12 251V249H10V248ZM29 247H30V249H29ZM59 247H60V250H59ZM81 247V248H80ZM86 248V250L84 249V248ZM88 247V248H87ZM93 247H95V249L93 250ZM130 247V248H129ZM186 247H185V249H186ZM6 248L8 249L7 251H6ZM65 248V249H64ZM127 248V249H126ZM156 248V247H155ZM175 248H176V250H178L177 252H175L176 250H175ZM257 248H259V247H257ZM17 249H19L18 251H17ZM40 249V250H39ZM61 249H63V250H61ZM157 249H159L158 248V246H157V248H156V250ZM183 249V250H182ZM119 250V251H118ZM122 250V251H121ZM126 250V251H125ZM127 250H128V252H127ZM165 250V249H164ZM164 250H162V251H160V249H159V253H162L163 255H164V259H165V253L166 252H168V250H169V248L168 247H166V252L164 251ZM170 250H169V254H171L170 253ZM187 250V249H186ZM185 250V251H186ZM135 251V250H134ZM155 251V250H154ZM185 251H184V253H185ZM259 251V250H258ZM9 252V253H8ZM53 252H51L52 254H53ZM57 252V253H56ZM133 252V253H132ZM147 252H150V251H147ZM146 252V254L149 256V258H151L150 260H148V261H152L153 260V262L152 263H154L155 262V260H157L156 259V257H158V255L156 256V257H150V253L148 254ZM156 253H157V251H155ZM165 252V253H164ZM253 252V251H252ZM251 252V253H252ZM254 252H256V251H254ZM254 252H253V256H254ZM263 252H264V250H263ZM11 253V254H10ZM115 253V254H114ZM129 253V254H128ZM151 253H153L152 251H151ZM176 254V256H175V254ZM250 253V254H251ZM259 253V252H258ZM34 254V255H33ZM53 254V255H54ZM67 254H69L68 256H67ZM111 254V255H110ZM178 254V255H177ZM24 257H23V256ZM30 255V256H29ZM39 255V256H38ZM122 255V254H121ZM122 255V256H123ZM136 255V254H135ZM143 256H141L142 257V260H143V262H144V259H147L146 257H145V255L144 254H142ZM264 255V254H263ZM8 256H7V258H8ZM13 256V257H12ZM38 256V257H37ZM45 258H44V257ZM61 256V255H60ZM80 256V257H79ZM92 256V257H93ZM105 256V257H104ZM115 256H118V255H115ZM124 256V257H125ZM127 256V257H128ZM163 257L162 255H160L159 254V257ZM167 256H169L168 254H167ZM182 256H183V260H185V254L183 255L182 254ZM252 256V255H251ZM17 257V258H16ZM36 257V258H35ZM103 257V258H102ZM111 257V258H112ZM133 257H134V255H133ZM177 257V258H176ZM180 257V256H179ZM259 257V256H258ZM40 258V259H39ZM50 258V257H49ZM100 258V259H99ZM115 258L116 257H114V259L113 260H115ZM148 258V259H149ZM155 258V259H154ZM252 259H253V257H251ZM250 258V259H251ZM257 258V257H256ZM261 258V257H260ZM77 259V260H76ZM80 259V260H79ZM103 259V260H102ZM166 259L168 260V262L170 263L171 261V263L170 264H174L173 263V260L170 258V256H169V258H167L166 257ZM169 259L171 260V261H169ZM188 258H186V260H187ZM259 259V258H258ZM19 262H17V261ZM47 260H48V262H47ZM112 259H111V261H113ZM138 260V259H137ZM141 260V259H140ZM141 260V261H142ZM180 260H182V257L180 258ZM182 260V261H183ZM189 260V259H188ZM242 260V264L243 263H245V262H247V260H245V262L243 261V258L241 259ZM254 260V259H253ZM257 259H255V261H256ZM15 261V262H14ZM41 261V262H40ZM44 261H45V263H44ZM110 260H108V262H109ZM115 261H117V260H115ZM134 261V260H133ZM133 261H131L132 262V264H134V263H136V260L133 262ZM140 261V263H143V262H141ZM147 261V260H146ZM178 261V260H177ZM252 261V260H251ZM261 261V260H260ZM97 262V263H96ZM138 263H139V261H137ZM168 262H166V263H168ZM180 262V264L182 263V264H184L185 263V261H183V262H181V261H179ZM187 263H189L190 264V262L189 261H186ZM254 262V261H253ZM257 262V261H256ZM113 263V262H112ZM115 263V262H114ZM118 262H116V264H117ZM130 263V262H129ZM147 263V262H146ZM151 263V264H152ZM248 264H250V260H249V262H247ZM99 264H103V263H99ZM105 264V263H104ZM107 264H109V263H107ZM131 264V263H130ZM137 264V263H136ZM144 264V263H143ZM148 264V263H147ZM177 264H179V263H177ZM241 264V263H240ZM246 264V263H245ZM253 264V263H252ZM255 264H257V263H255ZM258 264H259V260H258Z\"/></svg>",
    "mask_w": 264,
    "mask_h": 264
},
{
    "label": "clouds",
    "instance_id": "clouds-1",
    "mask_svg": "<svg viewBox=\"0 0 264 264\" xmlns=\"http://www.w3.org/2000/svg\"><path fill=\"white\" fill-rule=\"evenodd\" d=\"M246 7L255 8V5L254 4H248V5H246ZM107 35H108L107 32L97 33L98 39H100V40L105 39ZM80 39L81 40H87V36L81 35ZM243 51H244L245 56H248V57L251 56L250 50L244 49ZM242 67H243L245 73L249 72V69H248V66L246 63L243 64ZM46 71L47 70L38 71L37 69H35L31 66H26V67L22 68L18 74L21 77H28V76H31L33 74V72H38L39 75H45ZM236 90L238 92V96H239L240 101H242L244 96H245V87H244V80L239 78V77L237 79ZM64 94H65V96L70 98L75 104H78V105L83 104L89 96L88 90H86L84 87H82L76 83L68 84ZM237 107H238V105L236 103H233L229 107V111L234 112ZM109 119H110V116L108 114H105L101 118V123L106 122ZM18 123H19L18 121L13 122L11 124V127H10L9 126V117L5 113L0 112V144H3L5 142V140L11 134V132L15 129V127L18 126ZM6 175H7V173L5 171L4 166L2 164H0V184H2L4 182ZM0 264H9V260L7 258V255H6V252L4 249H3V255L0 256ZM23 264H34V261L31 258H26V259H24ZM260 264H264V257L261 258Z\"/></svg>",
    "mask_w": 264,
    "mask_h": 264
},
{
    "label": "snow or ice",
    "instance_id": "snow-or-ice-1",
    "mask_svg": "<svg viewBox=\"0 0 264 264\" xmlns=\"http://www.w3.org/2000/svg\"><path fill=\"white\" fill-rule=\"evenodd\" d=\"M200 195H202V193ZM200 195L196 197L197 201H199ZM2 215H3V204L2 202H0V217H2ZM2 255H3V240H2V228H0V256Z\"/></svg>",
    "mask_w": 264,
    "mask_h": 264
}]
</instances>
